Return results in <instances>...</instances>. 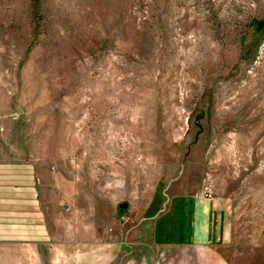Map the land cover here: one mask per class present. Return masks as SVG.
Instances as JSON below:
<instances>
[{
  "label": "rangeland",
  "instance_id": "374dc122",
  "mask_svg": "<svg viewBox=\"0 0 264 264\" xmlns=\"http://www.w3.org/2000/svg\"><path fill=\"white\" fill-rule=\"evenodd\" d=\"M27 169L87 224L216 199L264 264V0H0V178Z\"/></svg>",
  "mask_w": 264,
  "mask_h": 264
},
{
  "label": "crops",
  "instance_id": "0c3cea01",
  "mask_svg": "<svg viewBox=\"0 0 264 264\" xmlns=\"http://www.w3.org/2000/svg\"><path fill=\"white\" fill-rule=\"evenodd\" d=\"M48 190L49 199L28 169L0 178V245L14 249L0 250L1 264H235L236 238L216 199L175 194L135 226H103L71 218L70 193Z\"/></svg>",
  "mask_w": 264,
  "mask_h": 264
},
{
  "label": "water",
  "instance_id": "95a60500",
  "mask_svg": "<svg viewBox=\"0 0 264 264\" xmlns=\"http://www.w3.org/2000/svg\"><path fill=\"white\" fill-rule=\"evenodd\" d=\"M124 207H126V206H124Z\"/></svg>",
  "mask_w": 264,
  "mask_h": 264
}]
</instances>
